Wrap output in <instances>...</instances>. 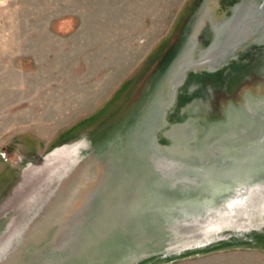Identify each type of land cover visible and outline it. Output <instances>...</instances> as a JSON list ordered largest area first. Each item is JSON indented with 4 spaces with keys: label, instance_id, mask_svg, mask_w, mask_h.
<instances>
[{
    "label": "rangeland",
    "instance_id": "obj_1",
    "mask_svg": "<svg viewBox=\"0 0 264 264\" xmlns=\"http://www.w3.org/2000/svg\"><path fill=\"white\" fill-rule=\"evenodd\" d=\"M0 264H264V0H0Z\"/></svg>",
    "mask_w": 264,
    "mask_h": 264
},
{
    "label": "bare ground",
    "instance_id": "obj_2",
    "mask_svg": "<svg viewBox=\"0 0 264 264\" xmlns=\"http://www.w3.org/2000/svg\"><path fill=\"white\" fill-rule=\"evenodd\" d=\"M84 140H82V142H83ZM73 146H75V145H73ZM73 146L71 147V148H73ZM80 147H84V142H83V144H81V146ZM80 147H76V148H78V149H76L75 151H74V153L71 155V157H69V161L68 162H70L71 164H72V162H74V160H75V158L78 156V153H79V151H80ZM65 148H67V146H64L62 149H65ZM75 148V147H74ZM70 149V148H69ZM59 149H57V150H55L53 153H51V154H49V155H47L46 156V158L47 159H53V154H56V152L58 151ZM61 150V149H60ZM52 156V157H51ZM157 161H160V160H156V162ZM169 162V161H168ZM158 163V162H157ZM166 164H162V163H158L157 164V166H159V168H162L163 166H165ZM65 167H67V166H65ZM65 167H64V169H65ZM164 168V167H163ZM192 188V187H191ZM244 224H245V222H244ZM246 226V225H245ZM204 237H205V235H204ZM208 238V237H207ZM199 240V239H198ZM210 240V239H209ZM260 248V247H259ZM173 261V260H172Z\"/></svg>",
    "mask_w": 264,
    "mask_h": 264
}]
</instances>
